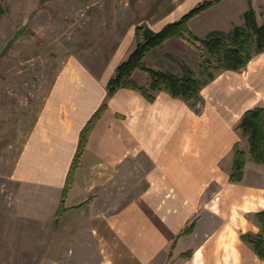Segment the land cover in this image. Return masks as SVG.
Masks as SVG:
<instances>
[{"label":"rangeland","instance_id":"rangeland-1","mask_svg":"<svg viewBox=\"0 0 264 264\" xmlns=\"http://www.w3.org/2000/svg\"><path fill=\"white\" fill-rule=\"evenodd\" d=\"M205 1L210 0H0L3 12L0 14V264H217L220 261L210 255V248L214 253L220 248V256L223 252L227 254L226 251L232 255L237 242H242L241 235L251 232L257 220L246 212L251 204L246 201L248 197H244L242 185L230 183L228 176L232 170L229 173L225 172L226 168L218 169L217 183L200 186L198 190V181L193 177L200 172L194 170L190 157L178 155L177 146L171 141L155 158L162 164L186 166L184 174L191 175L192 182L189 186L186 181L181 187L186 192L185 207L189 212L187 214L186 210V217L176 223L180 234H175L178 235L175 241L171 237L168 244L158 249L154 247L152 252L145 250L148 227L158 219L157 212H142L141 207L148 198L160 202L163 188L150 181L151 164L155 162L135 148V140L129 135L127 110L118 109L115 113L110 110L117 93L109 96L108 81L135 50L136 28L147 26L159 32L166 25L179 21L180 13L187 14ZM250 7L255 10L258 23L263 25L264 0H227L196 17L190 29L200 39L215 30L228 33L236 26H244L243 16ZM162 48L148 54L147 67L181 76L189 69L195 77L205 78L200 54L191 42L175 39ZM258 57L252 62L262 65L263 82H258L253 98L264 107V55ZM248 67L236 74L229 71L217 74V79L203 89L197 101L181 100L184 121H189L190 129L201 134L208 130L215 116L227 115L230 99L218 96L214 90L223 91L227 76L239 83L250 79ZM134 80L149 87L151 78L148 73L137 70ZM60 84L70 86L68 95L64 87H60L64 95H58ZM244 85L251 84L245 82ZM91 86H94L92 92L89 91ZM86 87L84 91L82 88ZM238 88L233 97L240 91ZM162 92L165 91L154 94L156 101ZM89 93L95 99L92 111L102 103L91 118L101 110L102 113L91 126L86 149L97 123L104 116L120 120L122 152L134 147L133 153L122 156L120 161V186L105 190L108 217L99 226L102 229L104 225L103 231L90 236L86 235V219L80 212L66 216L73 210L66 206L68 202L63 203L66 212L59 215L61 194L55 195L54 189L22 183L20 179L28 178L31 170L26 171V168L23 174L16 169L35 124L39 117L48 114L52 100L59 104L69 95L76 100ZM174 119L170 117L168 121ZM239 124L234 132L239 133L240 141L232 151L235 154L237 145L249 155L248 142L237 129ZM214 131L210 128L203 135L204 154L211 149ZM190 136H185L186 140ZM223 146L224 139L215 144V147ZM204 158L207 159L205 155ZM110 159L112 161V157ZM248 161H252L250 156ZM260 168L264 171V166ZM248 178L250 185L264 182V172L253 167L248 171ZM195 191L197 198L192 194ZM157 204L159 207L160 203ZM117 205L122 212H118L122 215L120 241L114 236L112 227L109 229L117 214ZM168 220L170 223L176 221ZM194 223L193 233L182 235ZM72 227L76 228L73 232L69 230ZM188 252H193L192 257H183ZM221 262L227 263L223 258Z\"/></svg>","mask_w":264,"mask_h":264},{"label":"crops","instance_id":"crops-1","mask_svg":"<svg viewBox=\"0 0 264 264\" xmlns=\"http://www.w3.org/2000/svg\"><path fill=\"white\" fill-rule=\"evenodd\" d=\"M185 14L180 13V18ZM166 46H168V43L164 45V47ZM160 49L163 48L161 47L151 53H156ZM261 69L262 65H257V62H252L249 65L247 70L250 79L245 80L246 83L251 84L249 86H245V82L233 81V77L227 76L225 77L227 81H225L223 91L214 90L218 92V96L222 97L224 95L227 99H230L229 112L225 116H215V120L213 122L210 121L211 125L208 130L210 128L215 129L211 133L212 145L210 148L215 150L209 149V152L205 154L202 142L204 139L203 135L208 130L200 134L190 129L191 124L189 121H184L183 101L172 98L166 92L160 93L155 103L148 102L138 92L130 89H122L116 94L117 97L115 96L112 101L110 110L112 109L111 111L114 113L121 109L127 110L128 125L131 129L129 135L135 140V148H139V153L143 152L144 155L155 162V164H151L150 181L154 185L163 188L160 202L156 201V199L148 198L144 206L141 207L142 212H157L156 218L158 219L148 227L150 232L145 235V250L152 252L154 247L158 249L164 243L168 244L171 237L175 241L178 236L175 234L180 232L178 231V226L176 227V223L180 221L181 217H186L189 212L185 207L186 192L181 187L186 181L189 182V186L192 182V176L184 174L186 166L181 164L175 167L174 165L162 164L155 157L162 154L165 145L173 141L177 146L178 155L182 158L190 157L194 170L200 172V174L193 177L194 181H198V190L200 186H212L217 183L218 169L226 168L224 169L225 172L229 171L230 173L233 169L235 158L232 148L240 141V135L234 132V129L247 110L261 106L257 99L253 98L257 91L258 82L262 81ZM229 73L236 74V72L231 71ZM60 87H64L67 90L65 95H68L70 86L67 84L58 86V95H64L63 92L60 93V91H63V88ZM237 87H240L238 88L240 91L236 97H233ZM87 88L82 89L86 91ZM93 90L94 86H91L89 91L92 92ZM210 90V92H213V88ZM54 101L53 99L52 104L48 107V114L42 115L41 118L39 117L38 122L35 124L16 169L22 171L23 174L26 168V171L31 170L28 178L20 179L22 183H30L37 188L54 189L52 191L55 195L58 193L63 197L68 174L78 151L81 131L102 103L95 111H92L91 108L95 103V99L90 93L85 95L83 99L73 100L71 95H69L67 100H62L59 104L53 103ZM225 101L228 103L227 100ZM178 109L181 110L180 113L177 112ZM170 117L175 119L168 121ZM111 119V116L110 118L104 116L97 123L81 159L74 186L65 199V203L68 202L66 206L69 209H73L68 211L66 216H73L75 213L80 212V215L86 219L88 229L86 235L89 236L90 234L102 233L104 225L102 229L99 226L104 223V218L108 217L105 207V190L110 187L120 186V161L122 156L133 153L134 150V147H130L122 152L121 122L114 117ZM188 135L192 136L186 140L185 136ZM222 139H224V146L215 147V144ZM188 144H190L189 147ZM185 150L187 151L185 152ZM204 155L207 159L204 158ZM110 157H112V161ZM260 166L248 161L245 179L240 183L244 190V197H248L246 201L251 204L246 212L254 216L264 211V182L250 185L248 183V171H252L254 167L264 172ZM206 172H208L207 177H205ZM255 174L258 176L260 173L257 171ZM174 181H176V185L172 183ZM175 187L176 191L174 190ZM189 194L190 192L188 196ZM192 194L197 198V191L192 192ZM164 195H167V197H163ZM164 202L165 204L162 205ZM157 203H160L159 207ZM116 207L117 214L109 229L112 227L114 236L120 241L122 215L120 216L118 212L120 214L122 212L118 205ZM186 210L187 214L185 215ZM169 218L176 221L170 223ZM66 229L68 228L66 227ZM75 229L74 227L69 228L71 232L75 231ZM250 230V234H259L261 226L258 222H255ZM219 252H222L220 248L215 253L213 248L209 250L210 255L217 257L220 261L217 264H224L221 262L222 258L227 261V263L225 262L226 264H264V260L258 257L252 246L243 241L240 244L237 242V248L232 255L226 251L227 254L223 252L222 256H220Z\"/></svg>","mask_w":264,"mask_h":264},{"label":"trees","instance_id":"trees-1","mask_svg":"<svg viewBox=\"0 0 264 264\" xmlns=\"http://www.w3.org/2000/svg\"><path fill=\"white\" fill-rule=\"evenodd\" d=\"M224 1L227 0H210L198 4L179 21L166 25L159 32H155L147 26L137 27L135 50L127 60L117 67L114 76L108 82L109 96L113 97L122 89H130L139 91L148 102L154 103L156 101L154 94L165 91L173 98L192 102L197 101L203 89L217 79V74H222L225 71L239 73L245 70L255 57L264 54V24L260 25L258 23L255 10L252 7L243 16L244 26H236L228 33L215 30L206 38L200 39L190 29V23L196 17ZM1 13L3 14L0 7ZM175 39L188 40L197 47L205 78L195 77L189 69H185L181 76L146 66L145 60L148 54ZM137 70L150 75L149 87L141 86L134 80V74ZM101 113L102 110L94 115L82 132L80 146L68 174L59 215L66 212L63 203L75 183L76 173L86 149L91 126H94L100 119ZM237 129L242 133L243 138L247 140L250 149L248 155L240 150L237 145L235 146L234 164L229 177L230 183L233 184H240L244 181L249 156L255 164L264 166V107L257 106L247 110L242 116ZM255 218L261 226V232L255 235L243 234L241 240L250 244L258 257L264 260V211L257 213ZM194 229L195 223L182 235H190ZM192 254L193 252H188L183 254V257H192Z\"/></svg>","mask_w":264,"mask_h":264}]
</instances>
